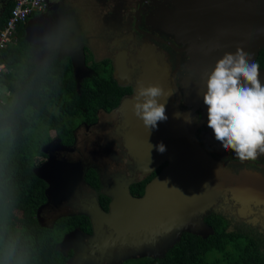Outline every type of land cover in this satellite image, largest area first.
I'll return each instance as SVG.
<instances>
[{"label":"flooded vegetation","instance_id":"1","mask_svg":"<svg viewBox=\"0 0 264 264\" xmlns=\"http://www.w3.org/2000/svg\"><path fill=\"white\" fill-rule=\"evenodd\" d=\"M6 1L0 0V13L8 5ZM56 1L57 7L65 9V0H60L61 3ZM45 2V8L56 7V5L47 3L46 0ZM101 4L106 7L105 0H101ZM175 6L174 0L118 1L114 11L100 19L103 32L101 38L97 37L98 40L95 41L86 37L85 51L91 55V59L85 61L87 65L84 64L85 72L95 73L94 63H105L112 77L122 88L120 98L117 105L110 109L98 107L95 120L88 122L82 119L77 122L72 133L73 141L70 144L62 143L56 131L49 130L51 139L42 145L43 147L49 144L46 146L47 152L42 150L44 152L42 160L45 161L48 156L52 155L67 159L69 162L79 161L83 170L80 180L66 178L69 182L66 185L62 181L61 187L64 189L61 197L58 196L56 199L54 197L55 203L52 205L50 197L49 204L42 208L40 215L45 219L52 216L50 223L45 222L46 227L52 226L53 222L61 216H86L81 213L85 200L92 198L99 201L101 206V196L108 200L106 207L101 206L107 211L111 197L102 191L99 179L102 174L108 176L121 174L124 181H127L129 192L133 196L140 197L144 194L146 184L167 165L168 161L163 160L157 165L145 167L147 164L140 160L135 143L139 140L145 144L146 139L140 134L150 132L148 130L145 133L142 126L140 129L136 127L132 104L138 88L144 82L152 83L157 80L163 83L161 85L166 94L172 93L166 102L168 119L173 121L178 119L184 122L188 132H192L200 147L209 157V163L214 168L212 172H216L221 185L214 201L188 224V227L195 233L183 229L172 245L179 241L184 233L207 237L213 234L215 228L218 227L234 237L247 238L259 250L264 251V155H259L256 160L241 162L234 157L233 152L224 150L216 140L212 129L207 126L208 108L203 105V97L197 96L201 78L197 70L192 67L191 54L182 39L176 36L174 31L167 30L158 18L168 8L174 10ZM118 7L127 11L126 21L121 20V9L119 10ZM129 7H132L133 11H128ZM42 23L40 21L39 25ZM261 48L263 47L259 49ZM52 56L61 55L54 54L49 58ZM128 100L132 107L124 105V102ZM159 102L164 103V98H159ZM174 113L181 115L176 118ZM101 121L105 123L104 128L100 126ZM79 127L84 128L87 134L96 139H102L100 142L94 141L97 147V157L90 158L92 160L84 159L81 150H77L70 157L67 152L64 151L62 154L59 148L56 149V143L50 144L56 138L61 148H76L77 134H80ZM161 133H163L162 130ZM92 134H104V136ZM90 169L94 170L97 175L98 187L94 186L95 182L92 178L91 180L86 178ZM72 173L76 178L77 168H74ZM48 185L47 182L46 188ZM47 200L48 198L45 202ZM57 202L59 204H56ZM74 229L81 231L83 242L87 246L92 232L91 224L89 231L77 227ZM172 237L173 234L170 233L169 238ZM61 240L58 241L56 247L66 257V264L74 254V250L68 246H61Z\"/></svg>","mask_w":264,"mask_h":264},{"label":"water","instance_id":"2","mask_svg":"<svg viewBox=\"0 0 264 264\" xmlns=\"http://www.w3.org/2000/svg\"><path fill=\"white\" fill-rule=\"evenodd\" d=\"M117 1L121 0L115 2ZM105 2L107 11L112 13L116 3L114 0ZM174 4V10L168 8L158 18L167 30L174 31L186 44L191 54L192 67L201 78L197 96L203 97L207 76L224 53L234 52L237 47H242L255 60L259 48L264 47V0H174ZM54 5L57 7L58 4ZM67 17L66 22L59 21L60 18H51L53 22H48L46 18L49 17L43 12L30 18L25 25V37L31 42L28 34L34 19L43 22L41 27L52 28L55 34L70 25L67 32L75 38L72 43L82 54L80 64L75 67L73 55H63L67 54L72 59L74 76L79 80L86 74L85 44L81 41L77 21L71 13ZM61 47L68 49L62 43ZM260 69L259 79L264 83V67ZM149 82L142 85L147 86ZM150 84L163 83L156 80ZM125 104L131 106L129 100ZM166 109L168 110V105ZM136 119L135 116L133 120L136 121V127L140 129L142 126L146 133L148 129H145L141 120ZM157 127L150 130L149 134H140L146 139V143L137 140L135 146L140 160L147 164L145 167L157 165L163 160L168 161L167 165L146 184L144 194L140 197L129 192L128 183L121 174H102L99 177L102 191L111 197L109 208L105 211L99 201L92 198L85 200L81 213L88 217L92 227L88 245L84 244L88 252L84 254L85 257L79 256L78 249L82 247L81 231H68L62 237L61 244L72 248L74 254L66 264H120L128 258L151 255L157 257V251L164 247L167 250L179 238L183 229L195 233L188 224L214 201L221 187L220 181L216 172H212L214 168L209 163V157L192 132H188L183 121L167 119L159 122ZM131 139L133 142V138ZM161 142L166 146L162 153L155 147ZM52 143L54 142L50 144ZM46 146L42 147L45 152ZM54 158L49 156L43 163L42 170L34 168L35 173L49 183L45 189L48 200L38 207L36 213L39 223L44 226L47 224L40 219V211L49 204L51 187L59 183L57 176L53 177L50 172ZM170 233L173 234L172 238H169Z\"/></svg>","mask_w":264,"mask_h":264},{"label":"trees","instance_id":"3","mask_svg":"<svg viewBox=\"0 0 264 264\" xmlns=\"http://www.w3.org/2000/svg\"><path fill=\"white\" fill-rule=\"evenodd\" d=\"M13 5L14 0L9 1L0 13V30ZM35 15L19 23L15 39L0 49V63L7 67L0 73V88L5 90L0 102V264H65L56 247L63 234L75 227L90 230L84 215L58 217L50 227L39 223L36 213L47 199V182L34 168L44 156L42 145L51 139L50 129L70 144L75 124L95 120L98 107L116 106L122 90L102 62L94 63L95 73L86 72L79 80L67 54L38 64L25 37L26 22ZM88 60L85 55V66ZM254 61L264 67V47ZM86 178L99 186L94 170ZM101 198L106 207L108 200ZM121 264H264V251L217 227L207 237L182 234L162 256L128 258Z\"/></svg>","mask_w":264,"mask_h":264},{"label":"clouds","instance_id":"4","mask_svg":"<svg viewBox=\"0 0 264 264\" xmlns=\"http://www.w3.org/2000/svg\"><path fill=\"white\" fill-rule=\"evenodd\" d=\"M260 70L251 54L237 47L216 61L203 92L207 126L224 150L233 152L241 162L264 155V83L259 79ZM171 95L159 84L138 88L133 112L149 131L168 119L166 102ZM161 97L164 103L159 102ZM180 115L174 113L176 118ZM155 147L161 153L166 150L162 142Z\"/></svg>","mask_w":264,"mask_h":264},{"label":"rangeland","instance_id":"5","mask_svg":"<svg viewBox=\"0 0 264 264\" xmlns=\"http://www.w3.org/2000/svg\"><path fill=\"white\" fill-rule=\"evenodd\" d=\"M48 3H54L56 4L57 1L56 0H47ZM46 9V10H45ZM43 11H39V12H35L36 14H41V13H45V15H47L49 18H46V20H48V22H53L52 19L56 20L57 18H60L59 21H63L66 22L68 20V12L67 10L63 9V7H57V8H50L47 7L45 8ZM52 18V19H51ZM45 26V25H44ZM67 28H70V25L67 26ZM67 28H63L61 30L58 31L57 34L52 32V28L50 27H41L39 25L38 21H35V19L33 20V22L30 24V28H29V34H28V38L31 40V42L33 43V57L34 60L38 63V64H46L47 62H49L48 60L50 59L49 57L51 55L57 54V55H62L64 53H69L71 56L73 55V59H74V65L75 67H78V65L80 64L79 60L82 57V54L79 52V50L76 49V46L73 45V41H75V38H73L67 31ZM40 29H42L43 31H41ZM58 35V36H57ZM86 34L81 33V41L82 42H86ZM63 46H68V49H65L64 47H61V43ZM70 46V47H69ZM87 56L89 59H91V55L87 54V51H85L84 49V56ZM53 57V56H52ZM2 89V88H1ZM3 93H5L4 88L2 89ZM12 103V100H11ZM10 103V104H11ZM100 126L101 128L105 127V123L104 121L100 122ZM79 133L77 134V141H76V148L71 147L69 149H64L61 148L60 145L58 144V139H53V142L56 143V149L59 148V150H61L60 152L63 154V152H67V154L72 157V155H74L77 150L82 152V156L84 157V159L86 160H92L90 158H96L97 157V147L94 144V141H102V139H96L95 137L89 135L86 133L85 129L82 127H79ZM52 134H54L52 132ZM92 135H96V136H101L104 134H92ZM49 146V145H47ZM84 148V149H83ZM47 151V149H46ZM52 156V155H50ZM55 157V156H53ZM49 158V156H48ZM47 159L42 160L43 157L38 158L37 161V165L35 168H37L39 171L40 169L42 170V165L44 162H46ZM54 163L52 165V168L50 170V172H52V176L54 177V175L57 176V182L54 187H51L49 195L51 196V205L55 203L54 197L56 199V197H61L62 193H63V189L62 188V181L64 183V185L68 184L69 182L66 181V178H75V175L72 173V170L74 168H77L78 170V174L76 175V178L79 179L81 176V172L83 170V166L81 163H79V161H74V162H69L67 159L61 158V157H55L54 158ZM46 174V173H45ZM48 177H50V175ZM75 178V179H76ZM80 180V179H79ZM78 180V181H79ZM56 204H59V202H57ZM41 212V211H40ZM40 219L42 220V222H46V223H50V220L52 219V216H48L47 219H45L44 216H41ZM81 243H82V247L80 248V250L78 249L79 252V256L80 257H85L84 254H87L86 252V248L84 246V242H83V235L81 238ZM61 246H64L63 244ZM158 247V246H157ZM154 248H156L154 246ZM166 248L164 247V249H162L161 251H157V256H161ZM148 254V252H147ZM152 256V255H151ZM121 264V263H120Z\"/></svg>","mask_w":264,"mask_h":264},{"label":"crops","instance_id":"6","mask_svg":"<svg viewBox=\"0 0 264 264\" xmlns=\"http://www.w3.org/2000/svg\"><path fill=\"white\" fill-rule=\"evenodd\" d=\"M7 1L6 2L8 4L9 1L11 0H7ZM115 1L116 0H114V2ZM65 2H66L65 10H67L68 13H71V16L75 18L81 30V33L86 34L87 36L85 37L89 38V40L93 39L96 41L98 40L97 37L101 38L103 32L100 25V19L103 16L107 15V13H109L106 7L104 6V4L102 6L101 0H65ZM117 2H115L116 3L115 6L117 5ZM51 4H53L54 6V3ZM109 6H110V2H109ZM118 8L119 10L121 9L120 10L121 20L126 21L127 11L123 10L122 7L121 8L118 7ZM128 11L130 12L133 11V8L129 7ZM36 16H39V14H36L34 17Z\"/></svg>","mask_w":264,"mask_h":264},{"label":"built area","instance_id":"7","mask_svg":"<svg viewBox=\"0 0 264 264\" xmlns=\"http://www.w3.org/2000/svg\"><path fill=\"white\" fill-rule=\"evenodd\" d=\"M46 7L45 0H14L6 23L0 30V49L4 48L15 38V32L19 23H25L27 18L35 12L43 11ZM7 67L0 63V73L6 72ZM3 91L0 88V102Z\"/></svg>","mask_w":264,"mask_h":264},{"label":"bare ground","instance_id":"8","mask_svg":"<svg viewBox=\"0 0 264 264\" xmlns=\"http://www.w3.org/2000/svg\"><path fill=\"white\" fill-rule=\"evenodd\" d=\"M15 39V38H14Z\"/></svg>","mask_w":264,"mask_h":264}]
</instances>
